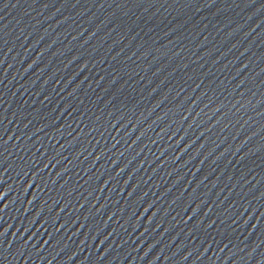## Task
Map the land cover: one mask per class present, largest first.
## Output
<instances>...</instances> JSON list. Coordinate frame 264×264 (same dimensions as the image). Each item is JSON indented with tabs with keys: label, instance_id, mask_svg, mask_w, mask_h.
Returning a JSON list of instances; mask_svg holds the SVG:
<instances>
[{
	"label": "water",
	"instance_id": "obj_1",
	"mask_svg": "<svg viewBox=\"0 0 264 264\" xmlns=\"http://www.w3.org/2000/svg\"><path fill=\"white\" fill-rule=\"evenodd\" d=\"M0 264H264V0H0Z\"/></svg>",
	"mask_w": 264,
	"mask_h": 264
}]
</instances>
